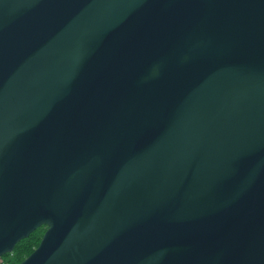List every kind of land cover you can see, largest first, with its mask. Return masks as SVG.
<instances>
[{
	"label": "water",
	"instance_id": "obj_1",
	"mask_svg": "<svg viewBox=\"0 0 264 264\" xmlns=\"http://www.w3.org/2000/svg\"><path fill=\"white\" fill-rule=\"evenodd\" d=\"M264 264V0H0V256Z\"/></svg>",
	"mask_w": 264,
	"mask_h": 264
},
{
	"label": "trees",
	"instance_id": "obj_2",
	"mask_svg": "<svg viewBox=\"0 0 264 264\" xmlns=\"http://www.w3.org/2000/svg\"><path fill=\"white\" fill-rule=\"evenodd\" d=\"M40 227L45 228V226H39L38 228H40ZM38 228L33 230L31 233H29V235L26 238L19 240L14 245L11 252L1 255V256H4L1 259V262H2L1 264H17L23 258H25L34 249V247L38 244V242L41 238V235H40L36 240L34 239L35 238L34 233H35V231H38L37 230ZM33 242H35V243L33 244ZM31 245L34 247L31 248L32 247Z\"/></svg>",
	"mask_w": 264,
	"mask_h": 264
},
{
	"label": "rangeland",
	"instance_id": "obj_3",
	"mask_svg": "<svg viewBox=\"0 0 264 264\" xmlns=\"http://www.w3.org/2000/svg\"><path fill=\"white\" fill-rule=\"evenodd\" d=\"M44 229H45V228L40 227V228L37 229L38 231H35V233H34V236H35L34 239H35V240H36L40 235H42ZM34 243H35V242H33V244H34ZM33 244H32V245H33ZM32 245H31V246H32ZM33 247H34V246H32L31 248H33ZM3 257H4V256H1V257H0V264L2 263V262H1V259H2Z\"/></svg>",
	"mask_w": 264,
	"mask_h": 264
}]
</instances>
